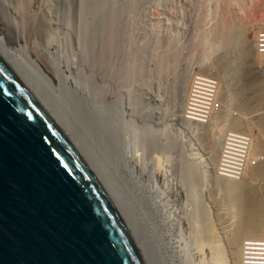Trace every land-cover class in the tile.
I'll use <instances>...</instances> for the list:
<instances>
[{
	"label": "rangeland",
	"instance_id": "1",
	"mask_svg": "<svg viewBox=\"0 0 264 264\" xmlns=\"http://www.w3.org/2000/svg\"><path fill=\"white\" fill-rule=\"evenodd\" d=\"M0 13L23 35L21 48L40 47L66 75L56 79L42 66L59 97L76 102L78 90L90 97V113L105 121L100 154L124 184L125 164L109 154L121 141L122 161L139 178L130 197L141 215L153 210L156 222L146 227L165 264H213L226 255L236 224L264 205V175L255 174L257 158L264 164V59L243 52L250 46L264 57V0H0ZM197 78L217 83L209 125L185 116ZM236 126L252 139L250 165L241 179L225 182L217 155ZM258 138L263 154L256 157ZM138 191L146 194L139 200Z\"/></svg>",
	"mask_w": 264,
	"mask_h": 264
},
{
	"label": "water",
	"instance_id": "2",
	"mask_svg": "<svg viewBox=\"0 0 264 264\" xmlns=\"http://www.w3.org/2000/svg\"><path fill=\"white\" fill-rule=\"evenodd\" d=\"M115 170L0 45V264H165Z\"/></svg>",
	"mask_w": 264,
	"mask_h": 264
},
{
	"label": "bare ground",
	"instance_id": "3",
	"mask_svg": "<svg viewBox=\"0 0 264 264\" xmlns=\"http://www.w3.org/2000/svg\"><path fill=\"white\" fill-rule=\"evenodd\" d=\"M18 13V12H17ZM1 13H0V45L13 57V58H15L16 59V61L39 83V85L51 96V98L58 104V106L66 113V115L69 117V114L70 113H73V114H76V115H78V116H82L83 117V119L85 120V123L84 124H81L80 122H77L76 124H74L75 126H76V128L81 132V133H85V132H87V133H92L93 134V136L94 137H91V136H89V135H85L84 134V136L85 137H89V139H90V141H91V143H92V145L99 151V153L101 152V149H100V147H101V142H100V139H99V137L101 138V137H103V134H104V128H103V124H105L104 122V119H103V117H102V119L100 120V116H98V115H96L97 116V118H96V116L95 117H93L92 115L94 114V113H90V112H92L91 111V106H92V104L90 103V100H88L89 98L88 97H85L84 95H81L82 93H80V91H79V93H77L76 91V96H77V101L76 102H74V101H71V99L69 98L68 99V97H59V95H60V93L59 92H61V91H59V92H57L58 90H56V89H54V86H52L53 84H52V80L50 81V76L49 75H47L46 73H45V71H44V69L42 68V66H44L45 67V69H47L48 70V72L52 75V76H54V77H56L57 75H56V73L58 74V78L59 79H61L60 77L61 76H63V73L62 72H60L61 70H59V72L62 74V75H60L58 72H56V69H55V67L53 66V62L51 61V59H49L48 58V56L46 57L45 56V54H43V53H41V50H40V47H39V49H38V47L37 46H31V45H29V44H31V43H28V42H26L27 43V45H25V47L24 48H21V43L22 42H24L25 41V39H23V35H21V33L20 32H17L16 30H15V26L14 27H12V24H11V26H10V23L8 22L7 23V21L5 22V20L1 17ZM8 18H10V20H12L11 18H13L12 17V15L10 14V15H8L7 16ZM73 18V17H72ZM16 19V18H15ZM15 19H14V21H15ZM13 21V20H12ZM10 26V27H12V31H10L9 29H7L6 28V26ZM48 26V25H47ZM46 27V26H45ZM42 32V31H41ZM48 37V36H47ZM27 39V38H26ZM29 39V38H28ZM27 41V40H26ZM244 42H245V40H244ZM33 43V42H32ZM261 43H264V39H261ZM246 44V43H245ZM37 45V44H36ZM37 47V48H36ZM250 47V46H249ZM246 48L245 49V51L243 50V52L246 54H243V55H245V58L247 59V58H251V55H253V57L258 61H262L263 59H264V57H262V56H260L257 52V54L256 55H254L253 53V51H252V49H251V47L250 48ZM259 49H261V48H259ZM15 50V51H14ZM43 50V49H42ZM260 51V50H259ZM262 54H264V50H262V51H260ZM45 53H48V52H45ZM47 55V54H46ZM48 55H50V54H48ZM248 55H250V57H246V56H248ZM243 57V56H242ZM244 58V59H245ZM55 63V62H54ZM55 65V64H54ZM57 67V66H56ZM58 68H60L59 67V65H58ZM57 68V69H58ZM46 70V71H47ZM60 75V76H59ZM64 76H66V75H64ZM63 76V77H64ZM204 77V76H203ZM56 79H57V77H56ZM58 79V80H59ZM63 79V78H62ZM65 79H68L67 77L66 78H64V80ZM61 81V80H60ZM59 82V81H58ZM66 82V84H67V81H65ZM69 82V81H68ZM60 83V82H59ZM52 84V85H51ZM53 88H52V87ZM59 88L58 89H60L61 87L59 86V85H57ZM61 86H62V84H61ZM64 86V85H63ZM63 86H62V88H63ZM66 86V85H65ZM69 87V86H68ZM56 88V87H55ZM262 88H264V86H263V83H262ZM64 89H65V87H64ZM74 89V88H73ZM72 89V90H73ZM80 89V88H79ZM61 90V89H60ZM67 90H69V88L67 89ZM192 90H193V88H192ZM63 91V90H62ZM243 91V90H242ZM263 91V93H262V98H264V89L262 90ZM82 92H83V90H82ZM64 93H66V92H62V94H64ZM70 92H68V94H69ZM72 93H73V91H72ZM85 93V92H84ZM87 93V92H86ZM242 95V94H241ZM71 96V95H70ZM188 98H189V95H188ZM60 99H64V100H67L68 101V103H65L64 102V100L62 101V100H60ZM70 101V102H69ZM261 102H262V100H261ZM260 102V103H261ZM80 105H82L83 107H82V109H81V106ZM248 106V105H247ZM94 108V107H93ZM92 108V109H93ZM74 109H75V111H74ZM80 109V110H79ZM257 109V108H256ZM93 111H94V109H93ZM257 112V111H256ZM200 113V112H199ZM96 114V113H95ZM202 117H203V114L201 115ZM212 117H213V115H212ZM96 118V120H94ZM238 119V118H237ZM211 120H212V118L210 119V121L207 123V125H209V123L211 122ZM236 120V119H235ZM260 120H262V122H261V125H263L262 127H264V117H262V119H260ZM183 121H184V118H183ZM234 122V121H233ZM184 123H186V124H189L188 122H186V121H184ZM237 123H238V121H237ZM236 124V123H235ZM201 125H205V124H201ZM233 125V124H232ZM251 125V124H250ZM256 126V125H255ZM232 127V126H231ZM249 127V126H248ZM241 127H239V126H236V127H233L232 129H234V131H239V132H243L244 133V131H241V129H240ZM252 128V127H251ZM231 129V130H232ZM229 130V129H228ZM248 130V129H247ZM233 131V132H234ZM111 131H109V133H110ZM111 134H112V132H111ZM242 135H247V136H249L248 134H242ZM264 135V134H263ZM261 137H262V135H260ZM259 136V137H260ZM262 140H263V138H261ZM117 142H119V141H116L115 143H112L111 145H110V152H109V154H111L110 156H112V157H114L116 160H118V161H121V162H123L124 164H125V166L123 167L124 168V170L128 173V175H127V177H126V179H125V183L123 184L124 185V187H125V189L127 190V192H128V194L131 196V195H133V193H131V188L133 187V188H137V187H139L137 184H138V182H139V178H137L136 177V175L134 174V172H132V171H129V169H128V167H127V163H125V161H122V152H124L125 153V151H124V149L121 151V147L120 146H122L121 145V141L119 142V143H117ZM254 142H255V144H256V146H255V152H256V157H258L259 155H262L263 154V152H261V150H262V143L264 142H262L261 143V140H260V138H258V139H255L254 140ZM96 143V144H95ZM123 147V146H122ZM126 150V149H125ZM218 151H220V149L218 150ZM263 151H264V149H263ZM254 152V151H253ZM262 154H261V153ZM215 153V152H214ZM217 153V152H216ZM215 153V154H216ZM219 153V152H218ZM217 153V154H218ZM214 154V155H215ZM259 154V155H258ZM124 156V155H123ZM216 156V155H215ZM217 156H220V154H218ZM216 158H218V157H216ZM261 158H263V156L261 157ZM215 159V158H214ZM219 159V158H218ZM123 160H125L124 158H123ZM216 160V159H215ZM258 160H259V158H257V170L255 171L256 173V176H260V174H262V176L264 175V164H262V163H258ZM218 161V160H217ZM260 161V160H259ZM262 161V160H261ZM127 162V161H126ZM263 169V170H262ZM192 170V169H191ZM190 170V171H191ZM217 176V175H216ZM119 177V176H118ZM218 177V176H217ZM218 178H220V177H218ZM119 179H121L120 177H119ZM220 179H222V180H225V182H227V181H233V180H231V179H223V178H220ZM241 181V180H240ZM235 182V181H234ZM237 186V184L235 185H233V186H231V187H236ZM248 186V185H247ZM246 186V188H248ZM238 188H240L241 190L240 191H237V192H239V193H244L246 190H244L243 188H244V186H237ZM143 188V187H142ZM144 189V188H143ZM249 189V193H251L252 192V190L250 189V188H248ZM234 190H236V189H234ZM234 190H232V193H234V192H236V191H234ZM144 194V192L143 191H138V192H135V193H137V196H138V200L141 198V197H144L143 195H142V193ZM231 192V191H230ZM144 195H146V194H144ZM148 198V197H147ZM137 201V199L136 198H134V200H133V202H134V204H135V202ZM148 201H149V199H148ZM150 203V202H149ZM258 203V202H257ZM257 205V204H256ZM258 205H260V204H258ZM143 206H145L146 207V204L145 205H143ZM141 215V214H140ZM141 217H142V219H143V221H144V223H145V225L146 226H150L151 224H154L155 222H156V217H155V214H154V212H153V210H150V211H148V214H143V215H141ZM262 224H264V205H260V206H254V207H252V211H250L248 214H247V216L246 217H244L243 218V220H241V221H239L237 224H236V231L234 230V232H232L229 236L230 237H228V239H227V242H228V251H227V253H226V255H223V254H221V253H219V254H221V255H218V258H214V257H212V255H211V257H212V259L214 260L215 259V262H212L213 264H240V259H241V253H242V244L245 242L244 240L246 239V238H264V235H262V234H258V229H259V227L262 225ZM211 234H212V232H208L207 233V236L210 238V239H212L213 237L211 236ZM151 236H153V237H155L156 236V233H154V234H152ZM212 238H211V237ZM208 237H206V238H208ZM208 238V239H209ZM248 240H251V241H255V240H257V239H248ZM244 241V242H243ZM247 241V240H246ZM262 241H264V239H262ZM243 242V243H242ZM211 252V251H210ZM214 252V251H213ZM216 253V252H215ZM215 255V254H214ZM217 255V254H216Z\"/></svg>",
	"mask_w": 264,
	"mask_h": 264
},
{
	"label": "built area",
	"instance_id": "4",
	"mask_svg": "<svg viewBox=\"0 0 264 264\" xmlns=\"http://www.w3.org/2000/svg\"><path fill=\"white\" fill-rule=\"evenodd\" d=\"M258 46L261 48L260 51L264 50V43H258ZM204 79L197 78L191 91L190 101L185 111V116L189 122H206L214 113L217 83L215 80L206 79L204 81ZM242 134L245 133L229 131L224 136L216 167L218 176L223 179L238 180L245 176L248 171L252 139L250 136ZM242 248V264H264V241L262 239L247 240L243 243Z\"/></svg>",
	"mask_w": 264,
	"mask_h": 264
}]
</instances>
